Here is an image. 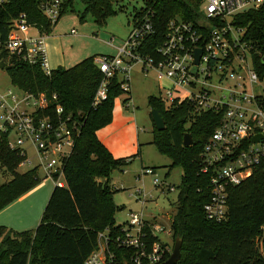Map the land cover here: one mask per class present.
<instances>
[{
    "label": "trees",
    "instance_id": "obj_1",
    "mask_svg": "<svg viewBox=\"0 0 264 264\" xmlns=\"http://www.w3.org/2000/svg\"><path fill=\"white\" fill-rule=\"evenodd\" d=\"M79 1L83 5L82 12L77 13L79 21L90 16L102 27L108 17L116 14L114 6L119 0ZM44 2L4 0L0 4L1 37L7 34L9 23L21 14L41 35H49L64 14L75 13L74 0H67L61 5L56 22L50 23L41 12ZM196 7V0H144L142 8L134 9L132 26L149 16L153 28V33L143 41V55L154 56L170 21L197 24ZM240 23L253 45L252 68L263 79L264 10L244 13ZM94 60L92 56L67 69L58 67L47 76L38 65L0 54V67L12 86L32 94L56 95V104L78 126L72 154L63 167L65 186L54 187L38 226L25 232L0 226V264H82L96 247L99 232L107 230L111 236L120 232L121 226L114 218L120 208L113 204L116 190L110 185V177L138 154L114 159L96 136L98 130L110 124L114 101L123 92L115 76L108 81L106 99L93 106L95 93L104 79ZM128 101L127 98L123 103ZM147 105L158 112L164 123L163 131L153 127L150 144L170 160L166 176L174 168L182 171L170 220L172 239L181 241V256L176 264H264V164L228 191L225 221L207 220L203 207L210 198V185L209 175L202 173L201 156L220 115L197 111L187 101L167 105L159 96H149ZM185 134L192 139L189 147L183 146ZM20 160L16 151L9 150L0 140V161L12 176L0 184V211L40 182L36 168L23 174L15 172ZM114 254L119 264L131 262L129 250L116 247Z\"/></svg>",
    "mask_w": 264,
    "mask_h": 264
},
{
    "label": "built area",
    "instance_id": "obj_2",
    "mask_svg": "<svg viewBox=\"0 0 264 264\" xmlns=\"http://www.w3.org/2000/svg\"><path fill=\"white\" fill-rule=\"evenodd\" d=\"M67 0H46L41 12L50 23L59 17ZM197 24L172 20L163 42L153 57L145 56L143 41L153 33L150 18L143 17L132 26L123 46L115 56H101L94 61L103 75L95 93L93 106L106 99L108 81L117 77L124 95L130 92L131 71L140 66L144 73L154 70L168 83L159 96L167 105L190 102L197 111L220 115L217 126L202 153V173L209 175L210 198L203 210L207 220L220 223L227 213L228 191L264 164V87H261L251 65L253 45L240 18L252 10H264V0H196ZM4 0H0L2 4ZM35 30L21 14L9 23L4 38L0 35V54L16 56L29 65H38L49 76L44 35H31ZM74 34V31L71 32ZM200 50L198 64L195 51ZM0 70H4L0 67ZM12 86V85H11ZM56 95L32 94L12 86L0 89V140L16 151L18 167L32 166L28 150L32 148L44 176L64 187L63 167L72 154L77 123L56 104ZM153 174L152 170H144ZM0 161V180L8 176ZM153 184L167 185L157 178ZM168 191L174 189L167 186ZM134 197L143 204L144 191ZM120 232H99L96 247L82 264H119L115 248L131 251L130 264H161L171 248L159 238L170 236V230L147 222L142 215L130 212L120 224Z\"/></svg>",
    "mask_w": 264,
    "mask_h": 264
},
{
    "label": "rangeland",
    "instance_id": "obj_3",
    "mask_svg": "<svg viewBox=\"0 0 264 264\" xmlns=\"http://www.w3.org/2000/svg\"><path fill=\"white\" fill-rule=\"evenodd\" d=\"M143 1L119 0L114 6L117 10L116 14L108 17L104 25L100 27L97 26L90 16H87L84 22L79 21L77 13L82 12L83 5L79 0H74L73 8L75 13L67 12L64 14L52 28L51 37L45 41V54L49 69L51 71L58 67L67 69L92 56H115L117 48L123 46L132 30L131 15L133 10L142 8ZM118 7H122V10H118ZM71 30L75 31V35H70ZM30 33H36V31L31 30ZM260 85L264 87V80L260 82ZM11 87V82L6 71L0 70V89H10ZM160 87L167 89L168 83L165 80L160 82L157 75L152 71L147 75L142 74L139 66L136 65L133 67L131 73L130 99L128 94H122L114 101V105L116 107L118 104H123V100L129 99L128 104L132 107L128 111L130 114L137 116L136 123L143 143L141 147L143 163L145 165H157V177L174 190L169 192L167 186L162 191L156 190L152 185L151 175L141 176L139 174L142 171L140 167H137V165L139 166L138 157L131 158L129 165L111 174L112 186L117 189L112 196L113 204L120 208L114 217L117 225L124 224L127 221L128 214L132 211L139 214L142 212L146 221L151 222L155 218L158 225L168 230V217L175 212L174 204L179 193L178 186L182 171L180 168H174L170 172V175L164 179L167 173V168L164 167L169 166L170 160L161 156L154 146L147 143V141H151L152 139L153 127L150 119L151 110L147 105V95L152 94L163 97L164 92ZM28 158L33 161V165L18 167L15 171L17 174H23L36 166V156L32 148L28 150ZM37 175L40 182L31 190V193L36 194V198L39 199V205L43 207V203H45V207L55 184L52 179L45 177L41 170L37 171ZM137 175H140L139 181H137ZM11 177L8 175L6 178L1 179L0 182L8 181ZM141 187H144L145 191L152 196V200L146 203L145 206L137 203L133 196L130 197V192ZM44 207L40 210L41 214ZM38 224L33 226L31 221L27 219L23 230L19 231H33ZM159 238L167 241L170 248H173L174 240L172 236L160 233Z\"/></svg>",
    "mask_w": 264,
    "mask_h": 264
},
{
    "label": "crops",
    "instance_id": "obj_4",
    "mask_svg": "<svg viewBox=\"0 0 264 264\" xmlns=\"http://www.w3.org/2000/svg\"><path fill=\"white\" fill-rule=\"evenodd\" d=\"M35 31H36V33H30V34L31 35L40 34L36 28H35ZM72 31H74V30H71V32ZM71 32H70V35H75V31H74V34H71ZM51 34H52V31L49 35H44V43L47 40V38L51 37ZM96 58L97 57L95 56V59ZM139 69H140L141 73L144 75H147L148 73H150V71L144 73L140 66H139ZM132 71H133V69H132ZM132 71H131V73H132ZM151 71L157 75V78L160 82L164 81L161 78H159L156 71H154V70H151ZM130 95H131V89H130V92L128 94L129 99H130ZM147 96L149 97V96H155V95L148 94ZM130 107H132V106H129L128 102L125 104L123 103L121 105L118 104L116 107L114 105L113 111H112V120H111L110 124H108L106 127L102 128V129L98 130L96 132V136H97L98 140L101 142V144L108 150V152L112 155V157L114 159H125V158L131 157V156H136L138 154V156H136V157H138V159H139V166L137 165V167H140V169L142 171L139 174L141 176L151 175L152 176V179H151L152 185L155 187L156 190L162 191L163 190L162 188H159L153 184V180L155 178H157L160 182L166 184L164 181H161L157 177V170H155V171L152 170L153 168H156L157 165H153V164L145 165L143 163V157L141 155V147L143 146V143L141 141V134L139 133V128H138L137 123H136L137 116L135 114H130V112L128 111ZM150 119H151V114H150ZM151 122H152V119H151ZM152 126L154 127L153 122H152ZM153 127H152V130H153ZM151 141H152V139H151ZM151 141H147V143L150 144ZM167 167H164V168H167ZM148 169L152 170L153 174H145L144 170H148ZM123 172H125V171H123ZM140 175H137V181L140 180ZM166 178H167V176L165 174L164 179H166ZM2 183H4V182H0V184H2ZM110 185L111 186L113 185L111 177H110ZM64 186H65V183H64ZM113 189L117 191V189H115V187H113ZM31 190L24 193L20 197H18L16 200H14L10 204H8L4 209H2L0 211V225L1 226H4L7 229L12 230L14 232H22L19 230H23V226L26 223L27 219H29L31 221L33 226H36L38 224V222L40 221L39 220V217L41 214L40 210H42L45 203H43V207H42V205H39V199L36 198V194L31 193ZM136 190H142L146 194L147 197L145 198L143 204L139 203L136 200V198L134 197ZM131 196H133L135 198V201L137 203H139L141 206H145L146 203H148L149 201L152 200V196L148 192L145 191L144 187L136 188L135 190L130 192V197ZM40 204H41V201H40ZM130 212H132V211H130ZM140 215H142V217L145 219L144 214L142 212ZM171 217H172V215L168 217L169 230H170ZM155 220L156 219L154 218L151 222L150 221H147V222H149L151 224H157ZM170 232H171V230H170ZM170 236H172V234H170Z\"/></svg>",
    "mask_w": 264,
    "mask_h": 264
},
{
    "label": "water",
    "instance_id": "obj_5",
    "mask_svg": "<svg viewBox=\"0 0 264 264\" xmlns=\"http://www.w3.org/2000/svg\"><path fill=\"white\" fill-rule=\"evenodd\" d=\"M199 56H200V50H196L195 51V58H194V64L195 65L198 64ZM150 114H151V119H152V122L154 124L155 129L157 131H163L164 130V123H163L160 115L158 114V112L152 110L150 112ZM191 145H192L191 136L189 134H185L183 137V146L189 147ZM180 248H181V241L179 239H176L174 242L172 251L169 255V258L166 261L162 262L161 264H176L179 261L180 256H181ZM126 264H130V263H126Z\"/></svg>",
    "mask_w": 264,
    "mask_h": 264
}]
</instances>
